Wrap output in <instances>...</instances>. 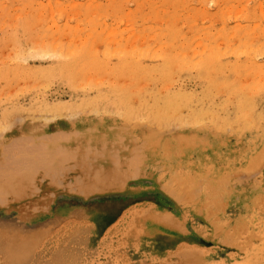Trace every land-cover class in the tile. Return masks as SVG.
<instances>
[{"label":"rangeland","instance_id":"rangeland-1","mask_svg":"<svg viewBox=\"0 0 264 264\" xmlns=\"http://www.w3.org/2000/svg\"><path fill=\"white\" fill-rule=\"evenodd\" d=\"M262 15L0 0V264H264Z\"/></svg>","mask_w":264,"mask_h":264},{"label":"bare ground","instance_id":"bare-ground-1","mask_svg":"<svg viewBox=\"0 0 264 264\" xmlns=\"http://www.w3.org/2000/svg\"><path fill=\"white\" fill-rule=\"evenodd\" d=\"M259 5H260V4H259ZM259 7H260V6H259ZM241 8H242V7H241ZM254 9H255V8H254ZM252 10H253V9H252ZM228 11H229V10H228ZM242 12H243V10L239 8V11H238L237 13H234V14H237V16H236V15H235V16H236L237 18H239V17L241 16ZM249 12L251 13V11H249ZM262 12H263V11H262ZM250 13H249V14H250ZM234 14H233V16H234ZM260 14H261V13H260ZM226 15H228V14H226ZM250 15H251V14H250ZM62 16H63V15H62ZM229 16H231L230 13H229ZM235 16H234V17H235ZM251 16H252V15H251ZM262 16H264V15H262ZM237 22H238V21H237ZM258 26L260 27L261 25H260L259 23H255V25L253 26L252 30H253V29L255 30L256 27H257V29H258V28H259ZM239 27H240V26H239ZM239 27H238V28H239ZM254 27H255V28H254ZM235 28H236V27H235ZM240 28H241V27H240ZM260 28H261V27H260ZM255 31H256V30H255ZM251 33H253V32H251ZM256 33H257V31H256ZM242 34H243V33H242ZM242 34H241V36H242ZM247 34H248V33H247ZM254 34H255V32H254ZM254 34H253V35H254ZM111 35H112V34H111ZM230 35H231V34H230ZM249 35H250V33H249ZM114 36H115V35H114ZM243 36H245V34H244ZM243 36H242V37H243ZM250 36H252V34H251ZM227 37H228V36H227ZM254 37H255V36H254ZM139 42H140V41H139ZM143 42L145 43V41H143ZM156 42H157V41H156ZM251 42H252V41H251ZM188 43H189V42H188ZM203 43H204V41H203V42H202V41H199V44H203ZM229 43H230V42H228V44H229ZM231 43H232V42H231ZM231 43H230V44H231ZM249 43H250V42H249ZM249 43H248V44H249ZM130 44H131V43H130ZM134 44H135V43H134ZM172 44H174V43H172ZM196 44H197V43H196ZM199 44H198V45H199ZM244 45H246V44H245V41H244ZM127 46H128V45H127ZM230 46H231V45H230ZM250 46H251V45H250ZM133 47H134V46H133ZM140 47H141V46H140ZM220 47H221V46H220ZM220 47H218V48H220ZM232 47H233V46H232ZM245 47H246V46H245ZM261 47H262V46H261ZM134 48H136V47H134ZM134 48H132V50H134ZM161 48H163L162 45H161ZM148 49H149V47H146L145 53H147L146 51H147ZM226 49H227V48H226ZM234 49H235V48H234ZM245 49H246V48H245ZM245 49H244L243 51L247 53V51H245ZM250 49H252V48L249 47L248 50H250ZM126 50H128V49H122L123 52H125ZM137 50H138V49H137ZM141 50H143V48H141ZM141 50H140V54H144L143 52L141 53ZM163 50H164V49H163ZM201 50H202V49H201ZM203 50H204V47H203ZM252 50H253V49H252ZM138 51H139V50H138ZM138 51H136V52L139 53ZM205 51H206V50H205ZM205 51H203V52H205ZM243 51H242V52H243ZM105 52H106V51H105ZM127 52H128V51H127ZM136 52H135V54H137ZM156 52H157V51H155V53H156ZM224 52H225V49H224V51H221L222 54H223ZM229 52H230V51H229ZM263 52H264V51H263ZM133 53H134V51H133ZM155 53H154V55H155ZM248 53H249V52H248ZM109 54H110V53H109ZM150 54H152V52H151ZM162 54H163L164 56H165L166 54H168L167 49H166L165 51H163ZM121 55H122V54H121ZM163 55H162V56H163ZM168 55H169V54H168ZM182 55H183V54H182ZM182 55H181V56H182ZM185 55H186V54H185ZM217 55H218V54H217ZM159 56H160V55H159ZM219 56H220V54H219ZM156 57H157V56H156ZM183 57H184V56H183ZM212 57H213V56H212ZM71 58H72V57H71ZM137 58H139L138 55H137ZM162 58H163V57H162ZM59 59H60V58H59ZM208 59H209V57H208ZM135 61H136V60H135ZM199 61H201V58L198 60V62H197V61L195 62V64H196L197 66H199ZM184 62H185V61H184ZM184 62H183V63H184ZM96 63H97V62H96ZM193 64H194V63H193ZM189 65H190V64H189ZM196 65H195V66H196ZM193 66H194V65H193ZM193 68H194V67H193ZM256 87H257V86H256ZM260 87H261V86H260ZM257 88H258V87H257ZM16 91H17V90H16ZM64 136H65V135H64ZM65 138H66V137H65ZM14 139H15V138H14ZM119 142H120V141H119ZM12 144H13V143H12ZM42 147H43V146H42ZM176 147H177V146H176ZM57 148H58V147H57ZM26 149H27V148H26ZM55 149H56V148H55ZM64 151H65V150H64ZM162 152H163V151H162ZM63 154H64V153H63ZM67 155H68V154H67ZM49 156H50V155H49ZM17 159H18V158H17ZM35 162H36V161H35ZM16 164H17V163H16ZM58 164H59V163H58ZM46 167H47V166H46ZM177 177H178V176H177ZM210 181H211V180H210ZM212 187H213V186H212ZM214 187H215V186H214ZM215 188H216V187H215ZM218 188H219V187H218ZM212 193H213V192H212ZM220 194H221V193H220ZM262 200H263V199H262ZM214 203H215V202H214ZM207 208H208V207H207Z\"/></svg>","mask_w":264,"mask_h":264}]
</instances>
